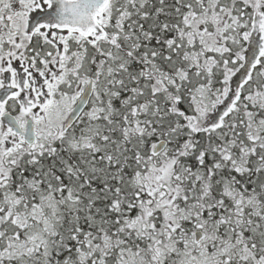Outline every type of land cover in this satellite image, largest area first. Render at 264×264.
I'll list each match as a JSON object with an SVG mask.
<instances>
[{"label":"snow or ice","instance_id":"1","mask_svg":"<svg viewBox=\"0 0 264 264\" xmlns=\"http://www.w3.org/2000/svg\"><path fill=\"white\" fill-rule=\"evenodd\" d=\"M0 264H264V0H0Z\"/></svg>","mask_w":264,"mask_h":264}]
</instances>
